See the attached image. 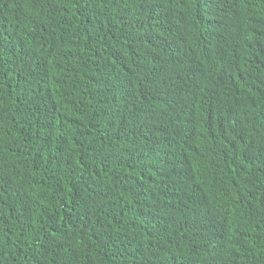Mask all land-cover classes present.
Instances as JSON below:
<instances>
[{
  "label": "trees",
  "instance_id": "16d2710c",
  "mask_svg": "<svg viewBox=\"0 0 264 264\" xmlns=\"http://www.w3.org/2000/svg\"><path fill=\"white\" fill-rule=\"evenodd\" d=\"M0 264H264V0H0Z\"/></svg>",
  "mask_w": 264,
  "mask_h": 264
}]
</instances>
